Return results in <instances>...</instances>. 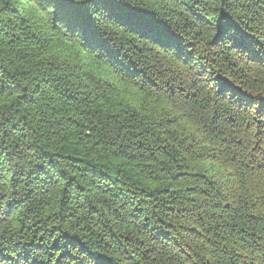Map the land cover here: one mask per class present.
Here are the masks:
<instances>
[{"label":"trees","instance_id":"1","mask_svg":"<svg viewBox=\"0 0 264 264\" xmlns=\"http://www.w3.org/2000/svg\"><path fill=\"white\" fill-rule=\"evenodd\" d=\"M0 264H264V0H0Z\"/></svg>","mask_w":264,"mask_h":264}]
</instances>
